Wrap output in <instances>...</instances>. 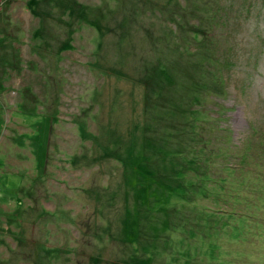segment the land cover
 <instances>
[{
  "label": "rangeland",
  "instance_id": "374dc122",
  "mask_svg": "<svg viewBox=\"0 0 264 264\" xmlns=\"http://www.w3.org/2000/svg\"><path fill=\"white\" fill-rule=\"evenodd\" d=\"M0 264H264V0H0Z\"/></svg>",
  "mask_w": 264,
  "mask_h": 264
},
{
  "label": "trees",
  "instance_id": "16d2710c",
  "mask_svg": "<svg viewBox=\"0 0 264 264\" xmlns=\"http://www.w3.org/2000/svg\"><path fill=\"white\" fill-rule=\"evenodd\" d=\"M225 12V10H223V13ZM101 144V143H100Z\"/></svg>",
  "mask_w": 264,
  "mask_h": 264
},
{
  "label": "bare ground",
  "instance_id": "6f19581e",
  "mask_svg": "<svg viewBox=\"0 0 264 264\" xmlns=\"http://www.w3.org/2000/svg\"><path fill=\"white\" fill-rule=\"evenodd\" d=\"M103 153H104V151H103ZM106 153V152H105Z\"/></svg>",
  "mask_w": 264,
  "mask_h": 264
}]
</instances>
